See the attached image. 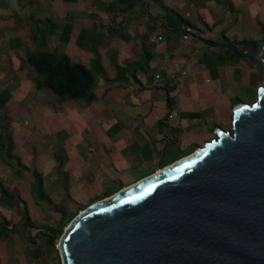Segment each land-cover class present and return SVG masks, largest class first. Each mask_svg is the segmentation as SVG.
Segmentation results:
<instances>
[{
  "label": "rangeland",
  "instance_id": "374dc122",
  "mask_svg": "<svg viewBox=\"0 0 264 264\" xmlns=\"http://www.w3.org/2000/svg\"><path fill=\"white\" fill-rule=\"evenodd\" d=\"M153 1L165 20L175 22L173 29L177 30L164 38L163 51L157 55L153 51L155 34L144 31L138 48L141 27H128L122 14L114 18L115 0H0V223L8 222L7 212L12 221L23 213L29 226L53 230L59 241L83 210L141 181L110 182L92 196L78 192L73 197L77 192L70 193V176L64 171L65 147L61 145L67 131L66 113L74 114L72 109L78 105L101 103L107 110L112 103L100 100L106 96L99 91L103 84L121 83L127 89L138 71L151 77L163 68V56L185 62L190 66L189 71L185 66L188 76L192 71L205 80L227 79L222 108L204 120L203 140L189 150L193 154L216 139L218 130H232L237 106L255 103L260 84H264V64L238 56L228 45L263 46L259 2L251 0L246 13L235 0H216L229 5L232 18L224 25L229 13L211 6L210 0H171L172 6L164 5L163 0H147L144 8L152 9ZM204 13L216 15L218 21L210 25ZM119 18L125 23L118 22ZM116 24L121 27L118 33L112 32ZM188 29L191 34L186 33ZM203 39L226 47L206 45ZM137 50L148 58L149 50L158 56V70L155 65L146 68L145 63L135 62ZM48 57L53 62L66 57L71 65L87 70L94 81L92 93L78 99L42 87L46 78L42 58L45 65ZM69 84L77 90V76ZM157 169L152 168L151 175ZM32 211L38 214L35 219ZM52 264H62L57 251H52Z\"/></svg>",
  "mask_w": 264,
  "mask_h": 264
},
{
  "label": "water",
  "instance_id": "95a60500",
  "mask_svg": "<svg viewBox=\"0 0 264 264\" xmlns=\"http://www.w3.org/2000/svg\"><path fill=\"white\" fill-rule=\"evenodd\" d=\"M228 46L264 64V44ZM216 133L50 238L62 264H264V84Z\"/></svg>",
  "mask_w": 264,
  "mask_h": 264
},
{
  "label": "crops",
  "instance_id": "0c3cea01",
  "mask_svg": "<svg viewBox=\"0 0 264 264\" xmlns=\"http://www.w3.org/2000/svg\"><path fill=\"white\" fill-rule=\"evenodd\" d=\"M145 1L115 0L113 11L114 18L122 14L121 18H125L127 23L121 18L118 22L130 24V28L134 24L141 27L142 32L137 35L138 48L140 38L144 37L146 31L156 37L157 34L163 36L165 40L177 33L173 29L175 22L163 18L157 8L159 5L150 2L153 7L147 10L144 8ZM257 1L264 25V0ZM235 2L249 13L251 0ZM163 4L172 6V1L163 0ZM210 5L229 13L228 3L210 0ZM203 16L210 25L218 21L214 14L204 13ZM231 18L229 13L224 25ZM242 21L247 24L245 20ZM117 24L112 32L118 33L120 30ZM223 30L224 27L220 29L221 32ZM202 42L209 46L216 44L226 47L210 40L203 39ZM156 55L154 57L149 50L148 58L137 50L135 62L145 63L146 68L155 65L156 71L159 66ZM125 59L129 61L130 57ZM178 62L190 70L185 62ZM140 73L138 71L136 74V80H130L127 89L122 87L125 85L120 86L121 83L102 85L99 91L106 96L100 100L112 103L107 109L110 112L101 103L99 106L78 105L72 109L74 114L66 113L67 131L61 145L65 147L64 171L70 176V193L77 192L76 195L72 194L73 197L78 196V192L88 193L87 196L96 195L107 183L114 181L143 180L151 175L152 168L170 166L192 155L193 151L191 153L189 150L196 148L203 140L201 129L205 126L204 120L210 119L222 108V91H227L224 89L227 79L205 80V77L191 71L181 85L183 103L176 108L169 86L160 87L152 76L144 77ZM172 111H177L180 118L169 120L168 115ZM74 121L82 126L76 127ZM6 214L8 222L0 223V264H52V251L57 250L51 246L50 239L42 234L43 231L29 226L23 213L13 221L12 215L9 212ZM34 214L38 215L32 211V219H35Z\"/></svg>",
  "mask_w": 264,
  "mask_h": 264
},
{
  "label": "trees",
  "instance_id": "16d2710c",
  "mask_svg": "<svg viewBox=\"0 0 264 264\" xmlns=\"http://www.w3.org/2000/svg\"><path fill=\"white\" fill-rule=\"evenodd\" d=\"M42 61L45 63L46 59L42 58ZM43 63L44 68L42 71L45 73L46 78L40 84L42 87L51 90L55 94L78 99L85 98L92 93L94 87L93 77L81 66L71 65L66 57L61 58L57 62H53L52 58L48 57L46 64L44 65ZM76 76L79 79V88L77 90L73 85L69 84V81L74 80ZM58 78H62V82H59ZM42 234L56 241V233L53 230L43 231Z\"/></svg>",
  "mask_w": 264,
  "mask_h": 264
},
{
  "label": "built area",
  "instance_id": "2783aa9c",
  "mask_svg": "<svg viewBox=\"0 0 264 264\" xmlns=\"http://www.w3.org/2000/svg\"><path fill=\"white\" fill-rule=\"evenodd\" d=\"M125 19V18H124ZM187 34H191V30L186 31ZM164 37L157 36L153 40V51L155 53L163 51ZM165 59V65L160 68L155 74H153V79L156 83L161 85H167L172 89L173 104L175 107H180L183 103V96L181 93L182 82L188 77V71L174 58L172 57H162ZM178 112L172 111L168 118L169 120H174L178 117Z\"/></svg>",
  "mask_w": 264,
  "mask_h": 264
},
{
  "label": "bare ground",
  "instance_id": "6f19581e",
  "mask_svg": "<svg viewBox=\"0 0 264 264\" xmlns=\"http://www.w3.org/2000/svg\"><path fill=\"white\" fill-rule=\"evenodd\" d=\"M259 61H260V60H259ZM198 152H199V150H197L196 153H194V154L191 155V156L196 155ZM161 172H162V170L159 169V170L157 171V173H155L154 175H150V176H148V177H155V176L159 175ZM58 247H59V243H58Z\"/></svg>",
  "mask_w": 264,
  "mask_h": 264
}]
</instances>
